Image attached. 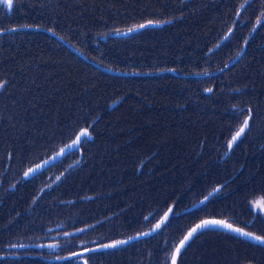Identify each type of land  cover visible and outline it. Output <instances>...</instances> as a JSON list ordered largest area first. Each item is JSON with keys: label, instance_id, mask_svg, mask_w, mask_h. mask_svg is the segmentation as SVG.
<instances>
[{"label": "trees", "instance_id": "obj_1", "mask_svg": "<svg viewBox=\"0 0 264 264\" xmlns=\"http://www.w3.org/2000/svg\"><path fill=\"white\" fill-rule=\"evenodd\" d=\"M263 15L264 0H12L11 9L0 7V30L29 27L0 33V264H170L180 239L204 218L264 237V214L248 201L264 198V20L243 54L214 73ZM81 128L91 139L79 152L24 179ZM170 206L151 235L51 260L145 231ZM176 264H264V245L209 227Z\"/></svg>", "mask_w": 264, "mask_h": 264}, {"label": "water", "instance_id": "obj_2", "mask_svg": "<svg viewBox=\"0 0 264 264\" xmlns=\"http://www.w3.org/2000/svg\"><path fill=\"white\" fill-rule=\"evenodd\" d=\"M264 19V16L262 17V19H260V20H263ZM149 24H153V23H149ZM257 24H259V23H256V25L253 27V29H252V31H251V33L254 31V29H255V27L257 26ZM25 28H29V27H27V26H23V27H15V28H11V29H8V30H0V33H3V32H6V31H9V30H14V29H25ZM37 29H39V30H41V31H44V32H46L47 34H49V35H51V36H53L55 39H57L58 41H60L61 43H63L66 47H68L69 49H71L74 53H76L77 55H79L80 57H82L83 59H85L86 61H88V62H90V63H92V64H94V65H96V66H98L96 63H94L93 61H90L88 58H86V57H84L80 52H78L74 47H72L69 43H67L65 40H63L58 34H56V33H54L53 31H51V30H49V29H44V28H37ZM137 29V28H136ZM136 29H134V30H136ZM128 31H124V32H122V33H120V34H125V33H127ZM250 33V34H251ZM244 47H245V45L242 47V49H241V51L235 56V57H233L222 69H224V68H226L227 66H229V65H231L232 63H234L241 55H242V53H243V51H244ZM103 68V67H102ZM103 69H105V70H107L106 68H103ZM222 69H220V70H222ZM160 72H169V73H171V74H175V75H178L177 74V72H175L173 69H165V70H162V71H160ZM112 73L113 74H122V75H132V74H139V73H132V72H119V71H112ZM143 74V73H142ZM246 120V119H245ZM243 126V124L240 126V127H242ZM240 127H239V129H240ZM238 129V130H239ZM83 130H87V129H85V128H82V129H80L77 133H76V135H75V138H74V140H76V137L81 133V131H83ZM237 130V131H238ZM88 131V130H87ZM236 131V132H237ZM235 132V133H236ZM89 133V132H88ZM235 133H234V135H235ZM87 139H91V135L89 134V136L88 137H86ZM73 140V141H74ZM83 140V139H82ZM82 140H81V142H82ZM73 141L72 142H70V143H68V144H66V145H64L62 148H61V150L62 149H64V151L63 152H61V150H59L58 152H56V153H54L53 155H51L49 158H45V159H43V160H41V161H39V162H37V163H35V164H33L31 167H30V169H37V166H40L39 167V170H37V171H35L34 173H30L28 176H30V175H32V174H35V173H37V172H39V171H41V170H43L46 166H48L49 164H51V163H53L55 160H57V159H59L60 157H62L65 153H67V152H69V151H72L73 149H78V147L80 146V144H81V142H79L73 149H71V150H68L67 149V147L66 146H68V145H71L72 143H73ZM59 154V155H58ZM47 162V163H46ZM29 170H27V172H28ZM26 172V173H27ZM24 176H25V174H24ZM28 176H25V177H28ZM219 188V186H216L211 192H209V193H214L217 189ZM209 193L207 194V195H205L204 197H202L201 199H199L198 201H196L193 205H191L190 207H188V209L187 210H189V209H192V208H195V207H198V206H200L201 204H203L205 201H207L209 198H210V196H209ZM206 197H207V199H206ZM169 209H171V211H172V206H170L165 212H164V214L161 216V218L154 224V225H152V227H150L149 229H147V230H145V231H141V232H139V233H136V234H134V235H131V236H129V237H126V238H123V239H119V240H116V241H110V242H106V243H102V244H98V245H95V246H91V247H87V248H84V249H81V250H77V251H75V252H73V253H69V254H66V255H63V256H60V257H55V258H52L51 260H55V261H59V260H67V259H72V258H75V257H81L82 255H84V254H87V253H90V252H94V251H101V250H106V249H109V248H114V247H117V246H121V245H123V244H126V243H129V242H131V241H133V240H136V239H139V238H142V237H146V236H148V235H143L144 233H150L149 235H151V234H153V233H155L158 229H157V225L158 224H161V221L163 220L164 221V223L166 222V220L168 219H166L165 220V213H169V215H170V213L171 212H169ZM169 215H168V217H169ZM205 220H219V219H211V218H206V219H202V220H200V221H198L197 223H195L185 234H184V236L181 238V240L178 242V244L176 245V247L174 248V250H173V252H172V255H171V258H170V264H172V259H173V255H174V253H175V250L177 249V247H179L180 246V242L184 239V237L185 236H187L188 235V233L193 229V228H195L198 224H200L202 221H205ZM222 221V220H221ZM226 222V221H225ZM163 223V224H164ZM226 223H229V222H226ZM163 224H161V227H162V225ZM229 224H231V223H229ZM233 227H235V228H239V227H237V226H235V225H233V224H231ZM160 227V228H161ZM213 228H219V227H213ZM154 229H155V231H154ZM219 229H222V230H225V231H228V230H226V229H223V228H219ZM241 229V228H240ZM243 230V229H242ZM243 231H245V230H243ZM228 232H230V231H228ZM245 232H248V231H245ZM231 233H233V234H236V235H239V233H234V232H231ZM248 233H250V232H248ZM251 234H253V233H251ZM254 236H257V235H255V234H253ZM239 236H241V235H239ZM193 237V236H192ZM241 237H243V238H245V239H248V240H251V241H253V242H256V243H259L258 241H255V240H252L251 238H249V237H244V236H241ZM121 241H125L126 243H118V242H121ZM190 241V240H189ZM189 241H187V243L189 242ZM186 243V244H187ZM186 244H185V246H186ZM110 245H114V247H109ZM27 246H29V245H26V244H24V245H21L19 248H23V247H27ZM184 246V247H185ZM183 247V248H184ZM182 248V249H183ZM182 249H181V251H182ZM180 254V253H179ZM177 258H178V256L176 257V261H177Z\"/></svg>", "mask_w": 264, "mask_h": 264}, {"label": "snow or ice", "instance_id": "obj_3", "mask_svg": "<svg viewBox=\"0 0 264 264\" xmlns=\"http://www.w3.org/2000/svg\"><path fill=\"white\" fill-rule=\"evenodd\" d=\"M5 3H7L8 8L11 9L12 7V0H0V7H2ZM241 7L243 8V5H241ZM151 23V22H149ZM257 23H261V20L258 19ZM140 27H144V25H141ZM131 31V30H130ZM249 121L246 119L243 123V126L240 127V129L235 133V135L232 136L231 140L228 142L229 143V148H231L233 146V144H235L239 138L242 136V134L245 132L246 128L248 127ZM89 136V133L87 130H83L81 131V133L76 137V140L73 141V143L71 145L66 146L68 150L73 149L79 142H81V140L83 138H86ZM64 149L61 150V152H63ZM59 155V154H58ZM47 163V162H46ZM40 166H37V169H29V171L27 173H25V176H28L30 173H34L35 171L39 170ZM212 193H209V196H211ZM207 199V197H206ZM253 207L255 209H257L259 212H264V199L254 202ZM169 212H171V209H169ZM169 213H165V220L168 218ZM145 219H148L147 217ZM164 221H161V224H163ZM161 224H158L156 227L157 229L161 227ZM209 227H219V228H223L226 229L230 232H234V233H239V235L244 236V237H249L252 240L258 241L260 244L264 245V237H260V236H254L251 233L245 232L240 228H235L233 227L231 224L226 223L225 221H221V220H205L202 221L200 224H198L195 228H193L187 236L184 237V239L180 242V246L177 247V249L175 250V253L173 255V259H172V264H176V257L179 255V253L181 252V249L185 246V244L187 243V241H189L192 236L202 230V229H207ZM155 231V229H154ZM150 233H144L143 235H149ZM118 243H126L125 241H121ZM48 247H56V245H48ZM109 247H114V245H110Z\"/></svg>", "mask_w": 264, "mask_h": 264}, {"label": "rangeland", "instance_id": "obj_4", "mask_svg": "<svg viewBox=\"0 0 264 264\" xmlns=\"http://www.w3.org/2000/svg\"><path fill=\"white\" fill-rule=\"evenodd\" d=\"M224 66H225V65H224ZM224 66H223V67H224ZM223 67H222V68H223ZM222 68H220V69H222ZM221 71H222V70H221ZM179 75H180V74H179ZM27 104H28V103H27ZM30 111H31V112H30ZM30 111H28V113H29V116L32 117V116H33L32 113L34 112V110L31 109ZM32 111H33V112H32ZM239 122H240V123H239ZM238 123H239V124H238ZM238 123H237V125L234 127V130L237 129V128L242 124V119H240V120L238 121ZM234 130H233V131H234ZM232 133H233V132H232ZM33 135H34V134H33ZM84 139H85V138H83V140H84ZM79 147H81V144H80ZM42 172H43V171H42ZM40 173H41V172H40ZM36 175H37V174H36ZM34 176H35V175H34ZM50 177H51V175H50V176H46V180L49 179ZM221 187H222V186H220V187H219V188H218V189H217V190H216V191L210 196V198H211L212 196H214V195H215V194L221 189ZM210 198H209V199H210ZM209 199H208V200H209ZM262 199H264V198H263L261 195H259V196L255 197V198H251L250 200H248V201H249V208L251 209V211H252L253 213H258V214H260V215H263V214H264V212H259L257 209H255V208L253 207L254 202L260 201V200H262ZM208 200H207V201H208ZM204 203H205V202H204ZM204 203H203V204H204ZM58 229H59V228H58ZM59 234H60V235H61V234L64 235V232H61V231H60Z\"/></svg>", "mask_w": 264, "mask_h": 264}, {"label": "bare ground", "instance_id": "obj_5", "mask_svg": "<svg viewBox=\"0 0 264 264\" xmlns=\"http://www.w3.org/2000/svg\"><path fill=\"white\" fill-rule=\"evenodd\" d=\"M35 29H37L36 27H34ZM39 30V29H38ZM41 31V30H40ZM107 72H109V73H112V71L111 70H106ZM75 138V137H74ZM74 140V139H73ZM72 140V141H73ZM71 141V142H72ZM70 143V142H69ZM68 144V143H67ZM66 145V144H65ZM63 147V146H62ZM61 147V148H62ZM61 148L59 149V150H61ZM58 150V151H59ZM58 151H56V152H58ZM79 152L80 151V147H78V149H73L72 151H69V152H67V153H65L62 157H60L59 159H57V160H55L53 163H51V164H49L48 166H46L43 170H41V171H39V172H37V173H35V174H32V175H30V176H28V177H25L24 176V174L27 172V170H29L30 168H28L26 171H25V173L23 174V177H24V179H27V178H31V177H33L34 175H36V174H38V173H40V172H42V171H44V170H46L47 168H49V167H51V166H53L54 164H56L57 162H59L61 159H63L64 157H66L68 154H70V153H72V152ZM55 152V153H56ZM54 154V153H53ZM52 154V155H53ZM51 156V155H50ZM49 156V157H50ZM49 157H47V158H49Z\"/></svg>", "mask_w": 264, "mask_h": 264}, {"label": "flooded vegetation", "instance_id": "obj_6", "mask_svg": "<svg viewBox=\"0 0 264 264\" xmlns=\"http://www.w3.org/2000/svg\"><path fill=\"white\" fill-rule=\"evenodd\" d=\"M251 37V36H250Z\"/></svg>", "mask_w": 264, "mask_h": 264}]
</instances>
